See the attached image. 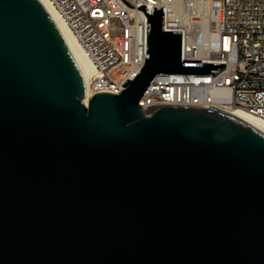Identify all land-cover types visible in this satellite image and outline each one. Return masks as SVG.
Wrapping results in <instances>:
<instances>
[{
    "label": "water",
    "instance_id": "water-1",
    "mask_svg": "<svg viewBox=\"0 0 264 264\" xmlns=\"http://www.w3.org/2000/svg\"><path fill=\"white\" fill-rule=\"evenodd\" d=\"M148 15L146 61L87 83L40 0H0V264H264V132L218 107L139 99L183 61Z\"/></svg>",
    "mask_w": 264,
    "mask_h": 264
},
{
    "label": "built area",
    "instance_id": "built-area-1",
    "mask_svg": "<svg viewBox=\"0 0 264 264\" xmlns=\"http://www.w3.org/2000/svg\"><path fill=\"white\" fill-rule=\"evenodd\" d=\"M95 66L87 83L121 92L146 61L148 15L182 29L183 61H225L213 72L157 73L139 102L240 107L264 118V0H48ZM90 96V97H91Z\"/></svg>",
    "mask_w": 264,
    "mask_h": 264
},
{
    "label": "bare ground",
    "instance_id": "bare-ground-1",
    "mask_svg": "<svg viewBox=\"0 0 264 264\" xmlns=\"http://www.w3.org/2000/svg\"><path fill=\"white\" fill-rule=\"evenodd\" d=\"M40 1L49 11L52 18L54 19L59 29L61 30L62 34L64 35V38L66 39L71 51L73 52L74 56L76 57L79 63V66L85 77L86 83H88L95 71L94 64L92 63L91 59L87 56V54L83 50L81 44L79 43L71 27L57 14V12L53 8V6L49 3V1L48 0H40ZM90 96H91V92L87 91L84 97V101L86 103L89 102ZM217 110L229 116H232L238 120H241L264 132V118L263 117L255 115L240 107L221 106L220 108H217Z\"/></svg>",
    "mask_w": 264,
    "mask_h": 264
}]
</instances>
